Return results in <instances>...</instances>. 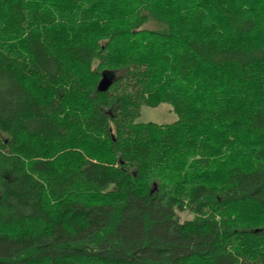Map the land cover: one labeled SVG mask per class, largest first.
<instances>
[{
  "label": "trees",
  "instance_id": "1",
  "mask_svg": "<svg viewBox=\"0 0 264 264\" xmlns=\"http://www.w3.org/2000/svg\"><path fill=\"white\" fill-rule=\"evenodd\" d=\"M0 264H264V0H0Z\"/></svg>",
  "mask_w": 264,
  "mask_h": 264
},
{
  "label": "rangeland",
  "instance_id": "2",
  "mask_svg": "<svg viewBox=\"0 0 264 264\" xmlns=\"http://www.w3.org/2000/svg\"><path fill=\"white\" fill-rule=\"evenodd\" d=\"M177 120L178 116L175 114L172 107L166 104H163L158 108L144 107L142 109V116L140 118L141 122H154L157 124H172ZM181 216L183 220L191 218L188 213H182Z\"/></svg>",
  "mask_w": 264,
  "mask_h": 264
},
{
  "label": "water",
  "instance_id": "3",
  "mask_svg": "<svg viewBox=\"0 0 264 264\" xmlns=\"http://www.w3.org/2000/svg\"><path fill=\"white\" fill-rule=\"evenodd\" d=\"M113 85V79L104 76L98 85V90L102 93L107 92Z\"/></svg>",
  "mask_w": 264,
  "mask_h": 264
}]
</instances>
